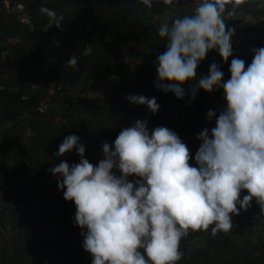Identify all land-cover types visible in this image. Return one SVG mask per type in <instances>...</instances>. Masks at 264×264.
I'll list each match as a JSON object with an SVG mask.
<instances>
[{
	"label": "trees",
	"instance_id": "trees-1",
	"mask_svg": "<svg viewBox=\"0 0 264 264\" xmlns=\"http://www.w3.org/2000/svg\"><path fill=\"white\" fill-rule=\"evenodd\" d=\"M243 1V0H241ZM0 0V264H91L82 249V231L74 224L72 201L48 171L60 162H79L75 147L54 155L63 139L78 137L84 158L93 166L103 159L102 145L114 142L122 129L137 120L171 128L195 143L185 144L189 165L199 148L196 139L215 126L223 110L221 89L197 90L195 80L208 74L215 63L230 78L233 58L245 69L255 50L264 43V2L246 0L234 15V2L226 0L222 18L233 29L232 56L222 61L215 49L198 63L196 77L182 85L184 97L176 99L154 86L155 62L166 48L158 28L175 18L192 15L197 7L181 0L176 6L154 2L146 8L140 0H9L21 3V15L6 14ZM199 2V1H198ZM250 6H255L250 10ZM47 7L62 16L59 28L49 27ZM231 13V15H229ZM258 17L243 25L239 14ZM252 33L255 39L250 38ZM77 63L68 66L71 56ZM155 97V114L128 102V95ZM215 115L207 119V112ZM118 176L119 172L113 170ZM136 177L129 176L132 181ZM240 192V198L246 195ZM231 215V214H230ZM228 233L189 231L179 243L176 264H264V211L253 200L247 210L231 216Z\"/></svg>",
	"mask_w": 264,
	"mask_h": 264
},
{
	"label": "clouds",
	"instance_id": "clouds-1",
	"mask_svg": "<svg viewBox=\"0 0 264 264\" xmlns=\"http://www.w3.org/2000/svg\"><path fill=\"white\" fill-rule=\"evenodd\" d=\"M154 2L176 6L181 0H140L146 8ZM225 3L199 0L194 14L159 26L166 50L155 62L158 90L182 99V85L194 80L206 53L215 49L222 61L232 56L233 29L226 31L222 18ZM39 11L49 27L62 24L63 17L55 11ZM261 46L246 69L243 60L233 58L230 78L223 84V72L213 63L189 89L190 99L197 90L221 88L224 97L215 126L196 137L200 145L192 158L195 166L189 165V151L175 132L161 126L149 134L146 122L139 120L122 129L111 148L103 143V159L95 166L84 158L77 136L63 139L54 155L75 147L79 162L70 166L62 161L48 171L57 189H63V199L74 205V224L82 230L81 246L91 264H176L180 240L189 231L211 225L212 236L228 233L231 216L247 210L253 200L264 211V43ZM76 63L75 55L67 61L68 66ZM126 99L153 114L159 108L155 97L130 94ZM206 115L210 121L215 113L209 110ZM129 176L136 179L129 181ZM242 190L247 194L240 198Z\"/></svg>",
	"mask_w": 264,
	"mask_h": 264
},
{
	"label": "rangeland",
	"instance_id": "rangeland-1",
	"mask_svg": "<svg viewBox=\"0 0 264 264\" xmlns=\"http://www.w3.org/2000/svg\"><path fill=\"white\" fill-rule=\"evenodd\" d=\"M185 3H194L196 5H198V1L199 0H183ZM246 0H236V2H234V8H233V11H234V15H237V10L244 4ZM250 10H254L255 9V6H250L249 7ZM239 18L242 20V23L243 25H245L246 23H251L252 25L255 26V24L257 23V21L259 20L258 17H250L248 15H243L242 13L239 14ZM256 37V34L255 33H252L250 35V38L252 39H255ZM171 130V128H168ZM174 132V131H173ZM177 134V136L180 138V140L184 143V144H190V143H195V140L191 137H185V136H182L181 134L175 132ZM149 134H151V132H149Z\"/></svg>",
	"mask_w": 264,
	"mask_h": 264
},
{
	"label": "built area",
	"instance_id": "built-area-1",
	"mask_svg": "<svg viewBox=\"0 0 264 264\" xmlns=\"http://www.w3.org/2000/svg\"><path fill=\"white\" fill-rule=\"evenodd\" d=\"M3 8L5 9L6 14H18L21 15V22L27 23L28 22V17L26 13L24 12V7L21 3H15V4H10L9 0H4L3 2Z\"/></svg>",
	"mask_w": 264,
	"mask_h": 264
}]
</instances>
